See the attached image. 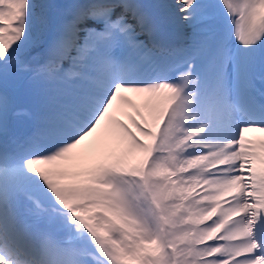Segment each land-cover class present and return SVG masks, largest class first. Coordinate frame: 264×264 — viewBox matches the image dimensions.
<instances>
[{
	"label": "snow or ice",
	"instance_id": "obj_1",
	"mask_svg": "<svg viewBox=\"0 0 264 264\" xmlns=\"http://www.w3.org/2000/svg\"><path fill=\"white\" fill-rule=\"evenodd\" d=\"M0 264H264V0H0Z\"/></svg>",
	"mask_w": 264,
	"mask_h": 264
},
{
	"label": "bare ground",
	"instance_id": "obj_2",
	"mask_svg": "<svg viewBox=\"0 0 264 264\" xmlns=\"http://www.w3.org/2000/svg\"><path fill=\"white\" fill-rule=\"evenodd\" d=\"M125 95H127L128 99L130 101H132L133 104L140 106L141 111H144L145 115L147 114V110L143 108L142 103H141L142 98L139 95H137L135 93H126ZM129 115L135 116V110L131 107L125 106L123 109V112L118 114V118L123 120L125 123H129V120H128ZM137 119H139V117H137ZM247 135L249 136V138H251L253 140H257V139L261 138L260 133H256V134L255 133H249ZM252 136H254V137L252 138Z\"/></svg>",
	"mask_w": 264,
	"mask_h": 264
},
{
	"label": "rangeland",
	"instance_id": "obj_3",
	"mask_svg": "<svg viewBox=\"0 0 264 264\" xmlns=\"http://www.w3.org/2000/svg\"><path fill=\"white\" fill-rule=\"evenodd\" d=\"M147 115V114H146Z\"/></svg>",
	"mask_w": 264,
	"mask_h": 264
}]
</instances>
